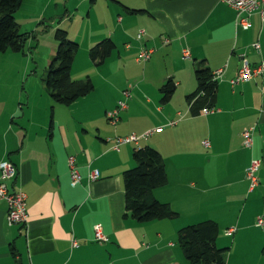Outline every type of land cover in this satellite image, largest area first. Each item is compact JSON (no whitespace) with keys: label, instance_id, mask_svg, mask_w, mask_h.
<instances>
[{"label":"crops","instance_id":"1","mask_svg":"<svg viewBox=\"0 0 264 264\" xmlns=\"http://www.w3.org/2000/svg\"><path fill=\"white\" fill-rule=\"evenodd\" d=\"M121 4L22 0L14 14L20 32L37 38L36 48L44 33L60 28L76 37L83 33L77 22L91 29L92 18L98 20V32L81 38L86 51L110 38L123 64L143 67L128 87L129 98L118 91L100 95L94 90L70 106L51 101L44 76L25 82L0 80V162L16 167L8 190L23 191L28 210L24 225H9L7 205L0 202V264H189L177 245V232L207 220L218 225L216 246L227 249L225 264H264V226L256 225L264 218V74L230 85L241 56L252 66L264 62L259 12L252 13L249 29L242 30L235 26L236 12L221 0H121ZM126 8L137 13L129 14ZM139 31L144 32L140 41ZM78 37L73 40L78 42ZM32 42H27L30 49ZM53 42L45 72L56 51ZM143 48L154 53L145 64H137ZM184 50L188 59H183ZM75 60L76 56L73 81L81 74ZM201 61L211 72L221 68L224 72L216 81L215 111L192 117L186 97L196 89L194 67ZM168 78L176 88L171 100L161 104L158 90ZM118 101L127 109L113 127L106 113L115 110ZM171 122L176 124L168 126ZM158 128L161 132L137 146L160 153L167 182L153 194L178 216L139 223L125 216L122 185V173L134 166L136 147L122 145L118 152L113 147L119 137ZM246 131H251L250 147L243 144ZM206 142L208 147L203 146ZM70 157L81 176L75 186ZM252 160H259L260 167L258 185L250 190L245 170ZM90 170L99 173L93 182L87 179ZM94 225L101 226L105 243L95 241Z\"/></svg>","mask_w":264,"mask_h":264},{"label":"trees","instance_id":"2","mask_svg":"<svg viewBox=\"0 0 264 264\" xmlns=\"http://www.w3.org/2000/svg\"><path fill=\"white\" fill-rule=\"evenodd\" d=\"M111 1L122 5L121 0ZM21 2L22 0H0V54L8 51L22 52L26 42L34 36L33 33L20 32L14 19ZM126 10L129 14L137 13L127 8ZM54 41L56 51L47 66L43 81L53 103L70 106L79 98L93 92L94 84L89 77L79 82L71 79V66L79 50L78 43L60 28L54 31ZM115 50L114 42L110 38H104L89 49L88 57L96 67H99ZM194 77L196 89L186 97L188 112L192 117L207 116L215 111L217 83L212 80V72L205 66L204 61L195 65ZM175 88L176 84L172 78L162 83L158 90L161 104L171 100ZM203 110L210 112L203 114ZM174 125L169 123L168 126ZM134 146L136 147L132 153L134 166L122 173L125 216L129 215L139 223L175 219L178 214L168 204L159 202L153 194L156 188L167 182L160 153L150 146L141 148ZM218 232V225L212 220L182 227L177 232V245L181 248L185 260L189 264H225L227 249L216 246Z\"/></svg>","mask_w":264,"mask_h":264},{"label":"built area","instance_id":"3","mask_svg":"<svg viewBox=\"0 0 264 264\" xmlns=\"http://www.w3.org/2000/svg\"><path fill=\"white\" fill-rule=\"evenodd\" d=\"M226 6L232 8L236 12L235 26L241 28L242 30H247L250 27L249 17L254 12H259L262 22H264V0H221ZM144 32L139 31L137 35V40L143 37ZM258 50V45H254ZM154 53L152 49L143 48L140 50L137 58V64H145L151 58ZM183 59L189 58V52L184 50L182 53ZM224 72V68L218 69L212 72V80L217 81L218 78ZM264 74V62L258 65L252 66L250 63L241 56L240 68L235 79L230 81L231 87H234L240 83L249 82L254 77H260ZM122 96L127 99L130 97L129 89L122 92ZM127 109V105L124 101H118L115 110L107 112L106 118L108 123L115 127L119 120V114ZM210 111L203 110V114H207ZM174 125V123H170ZM161 132V128L148 131L147 133L135 136L130 135L127 137H119L116 139L113 150L118 152L119 147L127 144L138 145L140 141L147 140L152 134ZM243 144L246 147H250L252 144L251 131H246L242 135ZM205 147H208V143H204ZM68 166L70 170L71 186L77 185L81 181V176L75 166V160L73 157L68 158ZM260 167L259 160H252L245 170V177L249 182V189L253 190L258 185V180L256 173ZM17 169L16 167L8 162H0V202L4 201L7 205V220L9 225H24L28 218V210L26 204V194L20 189L16 191L9 192L7 183L16 177ZM99 173L95 170H90L87 176L89 182L97 180ZM258 227L264 226V218H258L256 221ZM232 230L228 231L231 233ZM94 239L96 242L103 244L107 241V238L102 233V228L100 225L93 226ZM74 244V243H73ZM73 246H76L74 244Z\"/></svg>","mask_w":264,"mask_h":264},{"label":"rangeland","instance_id":"4","mask_svg":"<svg viewBox=\"0 0 264 264\" xmlns=\"http://www.w3.org/2000/svg\"><path fill=\"white\" fill-rule=\"evenodd\" d=\"M94 13L98 16L95 11ZM76 26L83 33L76 35V37L79 36L78 42H80V44L77 42L79 45V50L76 55L74 67H76L77 70L81 69V74H79L76 79L73 78L74 81L79 82L89 77L95 85L94 90L100 95L105 94V91L112 95H115L116 91L121 94L123 91L128 90L129 86L132 87L134 85L133 80L141 74L139 69L143 66L137 65L136 68H133L132 66L129 67L123 64V62L117 58V51H114V53L105 60L103 65L95 67L94 64L89 60L86 47H83L84 43L82 46L81 38L84 36V34L88 36V32H98V20H94L92 18L91 29L89 24L84 22H77ZM76 37L72 35L71 38L73 40V38ZM52 39H54V33L47 32L42 34V36L38 38L39 45L36 48L35 42L37 38L33 36V38L30 37L28 40L29 42L33 41L31 49L27 45V41L22 52L14 53L8 51L4 54H0V80L6 79L15 82L20 78H24L23 82H25L29 77L36 76L41 78L44 76L46 73V65L44 64L47 62L46 58L51 47V42H53ZM53 43L56 46L55 41ZM140 112H142V110H140Z\"/></svg>","mask_w":264,"mask_h":264}]
</instances>
